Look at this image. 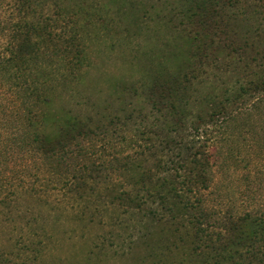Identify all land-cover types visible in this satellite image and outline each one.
Wrapping results in <instances>:
<instances>
[{
  "label": "rangeland",
  "instance_id": "obj_1",
  "mask_svg": "<svg viewBox=\"0 0 264 264\" xmlns=\"http://www.w3.org/2000/svg\"><path fill=\"white\" fill-rule=\"evenodd\" d=\"M183 1L59 0L73 48L57 41L51 61L27 57L49 99L25 109L0 83V264H264V243L253 255L238 244L220 251L209 238L225 234L228 216L264 212V88L238 89L246 77L214 44L221 61L207 58L205 72L196 67L175 89L210 38L191 36ZM8 4L0 0V19ZM248 9L236 21L239 42L247 25H264V7ZM131 110L142 115L88 132ZM57 141L61 156L47 154ZM200 160L206 180L181 200V180ZM200 206L210 218L199 245Z\"/></svg>",
  "mask_w": 264,
  "mask_h": 264
},
{
  "label": "trees",
  "instance_id": "obj_2",
  "mask_svg": "<svg viewBox=\"0 0 264 264\" xmlns=\"http://www.w3.org/2000/svg\"><path fill=\"white\" fill-rule=\"evenodd\" d=\"M10 2L7 15L5 14L4 18L0 19V23L4 25L2 29L6 36L4 47L0 52V83L5 85L7 90L14 95L20 107L29 106L33 108L40 106L49 99L47 93L50 85L48 81L41 82L40 78L33 74L31 68L28 67L27 57L32 54L37 56L46 55L47 59L51 61L54 50L58 48L56 46L57 41L67 42L66 47L68 45H71V48L73 47L65 38V29L61 28L63 23L60 20L62 10L59 0H10ZM181 3L180 13L185 14L187 18L192 20L193 30H195L194 34H189L198 39L202 35L197 32L200 29V32L203 30L206 36L210 38L205 39V41L202 40L203 46L200 47L201 51H198L199 59L195 62L193 69L191 68L188 72L182 74L181 80H175V89L180 88L184 91L187 88V85L182 81H188V75L195 71L196 67L200 72H205L204 67L207 58L213 57V61H221L220 57L217 58L211 51L214 44L227 49L229 57L232 58L231 64L235 63V70H241L242 76L246 77L247 80L237 85L238 89L240 88L241 91L247 89L243 84L248 87L251 86L250 89L253 91L263 89L264 25L258 24L252 28H250L251 25H247V30L243 31V35L246 36L240 38L239 42L236 40V36L240 33V27L237 26L236 21L246 18L250 14L248 8L251 6L263 8L264 0H184ZM12 10H14V16ZM66 52L68 53V51ZM70 58L80 61L77 58V51L71 53ZM15 61L22 63L23 67L12 66L7 68V64L12 63L14 65ZM39 73L41 78L43 76L49 77L44 71L39 70ZM237 79L239 80L240 77H237ZM174 86L166 85L167 88ZM172 97V95L168 96L167 100L175 110L177 107L172 101ZM141 112L142 110H131L125 112L126 115L123 112L125 119L120 117V113L114 114L107 121L89 128L88 132H106L112 124L131 119L134 116L139 117L142 115ZM26 114L32 118L40 119L43 125L51 121L49 114L37 116L35 110L27 111ZM64 145V142L57 141L52 145L45 144L43 147L47 154L61 156V153L64 152ZM201 160L198 162L194 174L181 180V183L187 187L181 193L176 192L179 193L178 196L181 200L183 198L189 200L188 192L191 193V197H197L198 184H204L206 180L204 174L206 163ZM198 200L200 199L198 198ZM209 218L210 214H207L202 206L192 214V224L195 228L194 237L199 245L205 244L204 238L208 229L206 222H209ZM209 238L211 243L216 245L220 251H227L238 244L241 246V253L251 252L254 255L255 244L264 243V212H244L237 217L228 216L226 218L225 234L213 231L209 233Z\"/></svg>",
  "mask_w": 264,
  "mask_h": 264
}]
</instances>
